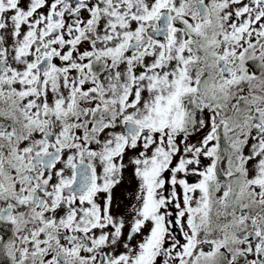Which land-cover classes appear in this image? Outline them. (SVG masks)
<instances>
[{
    "label": "snow or ice",
    "instance_id": "snow-or-ice-1",
    "mask_svg": "<svg viewBox=\"0 0 264 264\" xmlns=\"http://www.w3.org/2000/svg\"><path fill=\"white\" fill-rule=\"evenodd\" d=\"M0 264H264V0H0Z\"/></svg>",
    "mask_w": 264,
    "mask_h": 264
}]
</instances>
